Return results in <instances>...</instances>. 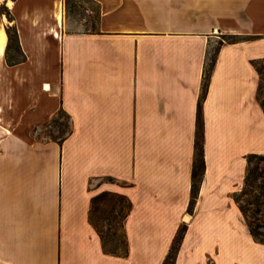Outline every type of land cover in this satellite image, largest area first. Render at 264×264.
<instances>
[{
	"label": "crops",
	"instance_id": "0c3cea01",
	"mask_svg": "<svg viewBox=\"0 0 264 264\" xmlns=\"http://www.w3.org/2000/svg\"><path fill=\"white\" fill-rule=\"evenodd\" d=\"M90 1L92 31L68 30L65 0H8L12 21L0 14V264H162L182 225L175 264H264L234 199L247 157L264 155L250 63L264 58V25H251L264 22V0ZM6 26L20 62L7 63ZM215 34L254 39L218 50L202 103L205 169L189 211ZM59 111L69 121L61 142L41 130ZM102 192L131 204L125 256L106 253L89 222Z\"/></svg>",
	"mask_w": 264,
	"mask_h": 264
},
{
	"label": "trees",
	"instance_id": "16d2710c",
	"mask_svg": "<svg viewBox=\"0 0 264 264\" xmlns=\"http://www.w3.org/2000/svg\"><path fill=\"white\" fill-rule=\"evenodd\" d=\"M14 1V0H11ZM6 0L0 2V14L6 16L8 22L12 21V17L7 9ZM5 33L7 36V47H6V60L8 64L13 62H20L24 59V55L20 51V46L18 42V35L14 26H6ZM222 39H228L227 43H236L239 41H245L254 39V36H237V35H224ZM223 41L217 43L216 48L213 51L212 56L206 59V63L203 70V77L201 83L200 96L197 104L196 112V129L194 138V157L192 163L191 172V197L189 201L188 210L191 211L195 200L197 198L199 186L204 174V159H203V120H202V103L204 101L206 91L208 88L209 78L214 66L216 56L220 46ZM9 50H13L14 54L9 56L7 53ZM251 65L255 69L258 75V86L256 98L261 107L262 113L264 115V73L262 72L261 66L264 64L263 59H257L250 61ZM58 115L66 114L63 111H59ZM67 117V116H66ZM60 138L59 142H61ZM256 160L262 163L261 166H251L252 161ZM235 201L238 204L239 210L246 222L248 231L251 237L259 244L264 245V233L260 232V229L264 227V222L258 218L260 215L264 220V155H249L247 157V169L243 180V185L241 190L237 195H235ZM131 208V204L128 199L116 193L102 192L98 195L92 197L91 208L89 211V222L95 229L96 233L99 235L104 251L117 256H125L127 253L126 242L123 232V221L126 218ZM102 216V220L105 224H98L94 219L95 216ZM105 229V230H104ZM116 231H120L122 234L120 237L119 245L117 240L114 238L110 239V243L113 246L112 249H106V238L109 232L112 235ZM186 232V226L182 225L178 228L175 237L172 240L170 249L162 264H175L176 256Z\"/></svg>",
	"mask_w": 264,
	"mask_h": 264
},
{
	"label": "rangeland",
	"instance_id": "374dc122",
	"mask_svg": "<svg viewBox=\"0 0 264 264\" xmlns=\"http://www.w3.org/2000/svg\"><path fill=\"white\" fill-rule=\"evenodd\" d=\"M3 0H0L2 2ZM8 0H6L7 3ZM6 6V4H5ZM7 7V6H6ZM65 11L66 17L68 21V30L69 31H92L94 29L95 24V14L97 11L96 6L90 0H65ZM254 28L261 29L264 22L261 21L260 16L255 19V21L251 24ZM214 43H212L208 49V57L212 56L214 49L217 46V43L223 41H229L228 39H222V35L215 34ZM244 37V36H243ZM262 72L264 73V64L261 66ZM264 95V92H263ZM69 121L68 118L64 115H57L50 123L46 124L41 128L42 133L44 136H49L52 139H59L62 138L65 133L69 130ZM38 135L40 134L37 133ZM261 166L262 163L259 161L253 160L251 166ZM258 218L264 222L263 217L258 215ZM102 216H95L94 219L98 222V224H105L102 220ZM105 230V229H104ZM260 232L264 233V227L260 229ZM120 231H116L114 235L112 232H109L108 237L106 238V249L110 250L113 248L114 245L110 243V239L114 238L117 240L119 245Z\"/></svg>",
	"mask_w": 264,
	"mask_h": 264
},
{
	"label": "bare ground",
	"instance_id": "6f19581e",
	"mask_svg": "<svg viewBox=\"0 0 264 264\" xmlns=\"http://www.w3.org/2000/svg\"><path fill=\"white\" fill-rule=\"evenodd\" d=\"M8 4H10V2H8ZM2 44H3V40L2 37L0 36V50L2 49ZM45 89H48V87H46Z\"/></svg>",
	"mask_w": 264,
	"mask_h": 264
}]
</instances>
